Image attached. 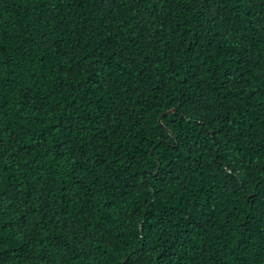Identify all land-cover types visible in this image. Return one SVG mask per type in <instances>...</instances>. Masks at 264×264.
Returning a JSON list of instances; mask_svg holds the SVG:
<instances>
[{
    "label": "trees",
    "instance_id": "1",
    "mask_svg": "<svg viewBox=\"0 0 264 264\" xmlns=\"http://www.w3.org/2000/svg\"><path fill=\"white\" fill-rule=\"evenodd\" d=\"M0 264H264V0H0Z\"/></svg>",
    "mask_w": 264,
    "mask_h": 264
},
{
    "label": "water",
    "instance_id": "2",
    "mask_svg": "<svg viewBox=\"0 0 264 264\" xmlns=\"http://www.w3.org/2000/svg\"><path fill=\"white\" fill-rule=\"evenodd\" d=\"M157 121L159 122V119H157Z\"/></svg>",
    "mask_w": 264,
    "mask_h": 264
}]
</instances>
